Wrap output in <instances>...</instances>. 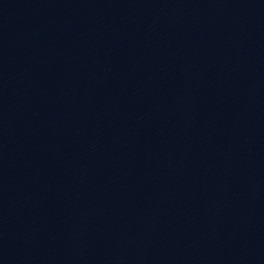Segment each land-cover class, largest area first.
Masks as SVG:
<instances>
[{"label":"water","instance_id":"water-1","mask_svg":"<svg viewBox=\"0 0 264 264\" xmlns=\"http://www.w3.org/2000/svg\"><path fill=\"white\" fill-rule=\"evenodd\" d=\"M0 264H264V0H0Z\"/></svg>","mask_w":264,"mask_h":264}]
</instances>
